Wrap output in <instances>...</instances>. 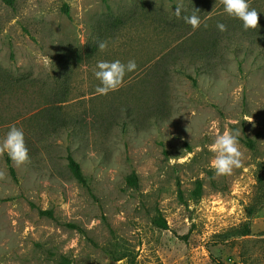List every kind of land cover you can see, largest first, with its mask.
Instances as JSON below:
<instances>
[{
	"label": "rangeland",
	"instance_id": "obj_1",
	"mask_svg": "<svg viewBox=\"0 0 264 264\" xmlns=\"http://www.w3.org/2000/svg\"><path fill=\"white\" fill-rule=\"evenodd\" d=\"M250 4L264 12V0ZM116 59L137 70L97 94L96 62ZM12 125L30 156L10 159L17 181L2 149ZM226 125L241 130L242 165L218 176L210 145ZM258 177L264 13L245 30L222 0H0V264H264Z\"/></svg>",
	"mask_w": 264,
	"mask_h": 264
},
{
	"label": "clouds",
	"instance_id": "obj_2",
	"mask_svg": "<svg viewBox=\"0 0 264 264\" xmlns=\"http://www.w3.org/2000/svg\"><path fill=\"white\" fill-rule=\"evenodd\" d=\"M223 11L228 16L236 18L242 22L245 30L256 29L258 26V13L256 8L251 7L250 0H222ZM186 12L182 3L176 4L174 14L177 18H183L185 23L191 25L193 30L201 26L202 20L199 15H182ZM206 27V25H205ZM217 28L223 32L227 27L223 23H218ZM101 51L108 47L107 41H101L98 44ZM137 70V63L134 59L126 63L119 59L116 60H99L93 68V74L99 81L95 91L99 95H108L110 92L119 90L125 84V77L128 73ZM235 124V121H232ZM212 128H216L213 122ZM241 130L239 127L225 126V130L214 137L210 145V151L213 152L214 158L211 160V168L216 175L231 174L234 168L242 165V151L240 144ZM2 149L6 151L9 158L17 165H23L30 162L29 149L25 142V133L22 128L12 125L7 131L3 142ZM199 151V149H197Z\"/></svg>",
	"mask_w": 264,
	"mask_h": 264
},
{
	"label": "trees",
	"instance_id": "obj_3",
	"mask_svg": "<svg viewBox=\"0 0 264 264\" xmlns=\"http://www.w3.org/2000/svg\"><path fill=\"white\" fill-rule=\"evenodd\" d=\"M4 2H6L7 4H11L12 0H3ZM123 23V20L121 18H114L111 21H109L108 23H106V27L108 26L110 29H116L118 26H120ZM97 43H93L91 45V47L89 48L88 52H87V57H92L95 53V51L97 50ZM192 82L194 83V79H192ZM5 164L7 166L8 172L11 176V178L14 181H17L16 175H15V170L13 168V166L11 165V160L9 158L8 155L5 156ZM66 166L69 170V172L71 173V175L81 184L86 185V179L82 173L81 167L79 165V163L74 159V157L68 153L66 155ZM127 181L128 183L131 184H136V177L135 175H130L127 177ZM258 181L260 184H263L264 182V178L262 177H258ZM200 194V185H197V187L194 189L193 191V195L198 196ZM39 214L41 215H47V216H51V212L48 210H40ZM158 226L165 228V224L164 223H157ZM75 227V226H74ZM241 234L243 235H248L250 233L249 230V225L248 223L244 224L242 226V229L240 231ZM128 255H121L120 258L117 259H122V258H126V260L128 259L127 257ZM125 264H133L132 260H127Z\"/></svg>",
	"mask_w": 264,
	"mask_h": 264
}]
</instances>
